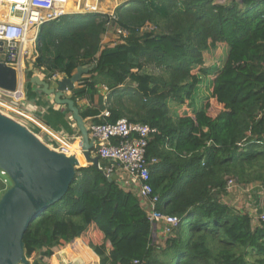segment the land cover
Here are the masks:
<instances>
[{
    "label": "trees",
    "instance_id": "trees-1",
    "mask_svg": "<svg viewBox=\"0 0 264 264\" xmlns=\"http://www.w3.org/2000/svg\"><path fill=\"white\" fill-rule=\"evenodd\" d=\"M114 14L43 24L35 68L50 80L93 65L72 95L76 104L89 100L83 118L154 129L149 182L159 210L178 223L155 243L138 197L98 165L80 166L64 197L27 229L26 258L51 264L63 244L94 227L103 241L87 245L100 264H264V221L222 199L230 178L264 184V0H125ZM118 29L128 31L122 41L105 39ZM219 43L226 57L207 67L205 53ZM4 175L0 196L10 185Z\"/></svg>",
    "mask_w": 264,
    "mask_h": 264
},
{
    "label": "built area",
    "instance_id": "built-area-1",
    "mask_svg": "<svg viewBox=\"0 0 264 264\" xmlns=\"http://www.w3.org/2000/svg\"><path fill=\"white\" fill-rule=\"evenodd\" d=\"M98 5L99 0H0V41L3 42L1 60L19 72V86L15 91L0 88V112L21 122L19 116L22 113L35 109L26 98L24 72L27 69L25 59L33 58L35 61L38 56L40 27L47 22L60 20L69 14L70 8L80 10L84 7L88 12H101ZM109 14L115 18L114 12ZM117 32L123 37L128 35L127 30L118 29ZM60 78L61 74H56L50 81L56 83ZM104 89L106 91L107 87ZM102 114L109 115V112L105 110ZM87 127L94 141L92 155H98L100 160L107 162L104 168L98 165L99 168L107 176L115 175L120 187L138 197L151 223L153 241L157 243L165 240L177 225L178 217L159 210L160 196L153 193L149 182L151 165L158 162L157 158L150 161L147 159V146L154 129L148 124L131 122L127 118H121L115 123H90ZM52 146L57 151L72 153L63 144ZM235 185V179H228L227 191ZM257 220L264 221V209Z\"/></svg>",
    "mask_w": 264,
    "mask_h": 264
},
{
    "label": "water",
    "instance_id": "water-1",
    "mask_svg": "<svg viewBox=\"0 0 264 264\" xmlns=\"http://www.w3.org/2000/svg\"><path fill=\"white\" fill-rule=\"evenodd\" d=\"M3 42L0 41V51ZM32 62L25 80L35 85L37 93L53 96L54 102L72 113L81 134V153L66 154L52 148L24 123L0 112V170L11 180L0 196V264H29L25 255L24 235L29 226L49 207L67 193L76 178L82 154L89 164L99 165L100 156L92 155L94 141L90 138L80 107L66 91L74 90L93 65L78 66L70 76L56 83L40 74ZM19 86L18 70L0 60V88L15 91ZM111 181L112 177L108 176Z\"/></svg>",
    "mask_w": 264,
    "mask_h": 264
},
{
    "label": "crops",
    "instance_id": "crops-1",
    "mask_svg": "<svg viewBox=\"0 0 264 264\" xmlns=\"http://www.w3.org/2000/svg\"><path fill=\"white\" fill-rule=\"evenodd\" d=\"M105 39H107L106 36ZM63 76L61 74V78ZM24 82L26 83L25 93L27 101L32 103L35 109L32 112L22 113L19 116L22 119L21 122L33 130L43 141L54 145L63 144L72 153H81V134L76 122L73 120L72 113L67 112L66 106L56 104L53 96H48L45 93H37L35 85L29 84L30 82H27V80ZM101 92L105 95V89H101ZM66 95L72 98L73 90H67ZM88 104L89 100L87 97H81L77 100V105L80 107V110L85 109ZM85 121L86 124L91 123L90 118L85 119ZM113 176L116 178L115 175ZM55 263L100 264V258L82 238H76L69 243L63 244L55 252L51 257V264Z\"/></svg>",
    "mask_w": 264,
    "mask_h": 264
},
{
    "label": "rangeland",
    "instance_id": "rangeland-1",
    "mask_svg": "<svg viewBox=\"0 0 264 264\" xmlns=\"http://www.w3.org/2000/svg\"><path fill=\"white\" fill-rule=\"evenodd\" d=\"M124 1L125 0H99L98 6H100L101 12L112 13V12H115L116 7ZM87 12H88L87 9H85L84 7H81L80 10L75 9V8H70L68 13L69 14H76V13H87ZM110 33H111V37H109L107 35H105V36L107 38L114 39V42L116 44L118 41H122L124 39V37L119 32H117L115 30H114V32L112 30V32H110ZM36 41H37V39H36ZM38 45L39 44L37 42V47H38ZM226 53H227V46L225 43H219L216 49H210V50L206 51V53H205L206 66L207 67L211 66L214 62H217V61L221 62L226 57ZM2 57H3V55L0 54V60L2 59ZM32 59L33 58H30V59L26 58L25 59L27 68L30 67V64L32 62H34L36 65L37 57L35 58V61H33ZM38 73H39V70L37 68H35L33 71V74H38ZM26 80H27V82H30L29 79H26ZM29 84H31V83H29ZM25 91H26V88H25ZM204 97H205V94L203 93V95H201V97H200V102L204 99ZM220 110H221L220 107L214 106L212 108V113L216 115ZM49 145L53 148V146L51 144H49ZM86 165H89V163L85 161V163L82 166H86ZM0 173H1V175H3L1 171H0ZM4 179L6 181H8L9 184L11 183V180L9 179V177L4 175ZM263 190H264V184L261 181H253L251 183H241L238 180H236L235 187L233 189H231L230 191L225 192L222 195V199L238 210L248 211L249 213L253 214L254 219H255V223H259V221L257 220V216L264 209ZM86 236H87L86 238H82L86 243L88 241H92V240L94 242H97V243H101L103 241V235L101 233H99L96 229H94V227H90ZM163 242H164V240L157 241V243L160 245H162ZM27 259L29 260L30 264H33L34 260H35V256L32 255L31 257H29Z\"/></svg>",
    "mask_w": 264,
    "mask_h": 264
},
{
    "label": "bare ground",
    "instance_id": "bare-ground-1",
    "mask_svg": "<svg viewBox=\"0 0 264 264\" xmlns=\"http://www.w3.org/2000/svg\"><path fill=\"white\" fill-rule=\"evenodd\" d=\"M78 158H79L80 164H83L86 161L82 154H78Z\"/></svg>",
    "mask_w": 264,
    "mask_h": 264
}]
</instances>
